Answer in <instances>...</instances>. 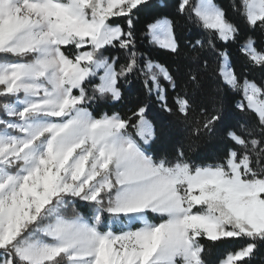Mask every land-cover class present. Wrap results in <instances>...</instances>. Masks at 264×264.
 I'll return each mask as SVG.
<instances>
[{
  "label": "snow or ice",
  "instance_id": "obj_1",
  "mask_svg": "<svg viewBox=\"0 0 264 264\" xmlns=\"http://www.w3.org/2000/svg\"><path fill=\"white\" fill-rule=\"evenodd\" d=\"M156 7L0 0V264H207L227 245L220 264H251L264 245V0H179L138 29ZM134 80L126 113L99 110Z\"/></svg>",
  "mask_w": 264,
  "mask_h": 264
},
{
  "label": "trees",
  "instance_id": "obj_2",
  "mask_svg": "<svg viewBox=\"0 0 264 264\" xmlns=\"http://www.w3.org/2000/svg\"><path fill=\"white\" fill-rule=\"evenodd\" d=\"M153 2L157 5V7L149 10L147 13L140 14L137 22L138 29L143 27L145 23L151 22L153 17L157 15H169L173 18L176 17L175 9L178 5L179 0H153ZM218 2L223 7H225V9H227L231 3V0H218ZM177 22L179 24V27L177 28V35L180 37L182 43L185 39H192L194 37L195 30L190 31L189 26L185 25L183 21L178 20ZM257 40L259 44V36H257ZM141 47L142 50H146L143 49V46ZM153 58L158 60L160 63L165 64L166 67H169L170 69L174 70L173 62L167 57L153 53ZM237 71H239V67H237ZM254 78L257 83L264 82V78H262L260 75H256ZM122 90L124 92L125 97L124 102L122 104H116L114 107L110 104H106L99 110L101 112L108 111L109 113H111L112 111H118L121 112V114H124L127 112V108L132 106L133 101H135L137 98H142V86L138 81L134 80L130 86L124 85ZM231 103L232 101H229V104ZM156 117H159V119H156ZM149 119L153 120L154 123L159 125L160 119H167V117L165 114L160 112L159 108H157L155 104H152L149 112ZM239 119L240 117L237 114L230 113L226 117L224 124L221 126L218 135L211 140L199 143L195 147V150L189 153V155L195 158L197 162H199L200 160H204L205 158H207V160H211L212 158L219 155L220 150L223 146L222 136L224 130L229 127H235L237 120ZM184 143L187 144V141H184ZM174 147L175 145L167 142H157L152 146V150L154 154L162 155L165 153H171L174 150ZM238 247L239 245H227L221 248L211 249L206 255L207 264H220L221 260L226 257L228 252L237 250ZM251 264H264V245H262L259 250L254 254V258L251 260Z\"/></svg>",
  "mask_w": 264,
  "mask_h": 264
}]
</instances>
